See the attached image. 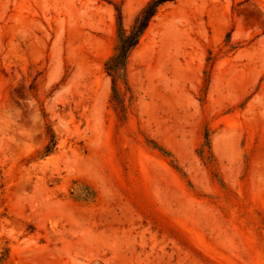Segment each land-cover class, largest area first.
I'll use <instances>...</instances> for the list:
<instances>
[{"label":"rangeland","instance_id":"obj_1","mask_svg":"<svg viewBox=\"0 0 264 264\" xmlns=\"http://www.w3.org/2000/svg\"><path fill=\"white\" fill-rule=\"evenodd\" d=\"M157 1L0 0V264H264V0H168L110 73Z\"/></svg>","mask_w":264,"mask_h":264},{"label":"trees","instance_id":"obj_2","mask_svg":"<svg viewBox=\"0 0 264 264\" xmlns=\"http://www.w3.org/2000/svg\"><path fill=\"white\" fill-rule=\"evenodd\" d=\"M168 0H158L157 2L150 5L139 17L138 23L135 25L132 34L125 38L123 37L118 53L110 60L107 64V69L110 73L116 69H125L127 67L128 58L131 50L138 46L142 35L149 27L152 19L158 12V8ZM57 143L52 136L50 143L45 148L46 156L53 154Z\"/></svg>","mask_w":264,"mask_h":264},{"label":"bare ground","instance_id":"obj_3","mask_svg":"<svg viewBox=\"0 0 264 264\" xmlns=\"http://www.w3.org/2000/svg\"><path fill=\"white\" fill-rule=\"evenodd\" d=\"M111 201L110 203H112ZM129 213L126 211L124 216H127ZM100 218L104 217V214H99ZM96 219L99 218L94 213H91L90 219ZM131 224H133V221H129ZM105 238H108L106 236H103ZM135 249V243L131 240L129 235H124L122 237H116V242L113 245V252L116 254V257L118 258V263L122 264H136L140 263L138 257L134 253ZM131 255V256H129Z\"/></svg>","mask_w":264,"mask_h":264}]
</instances>
